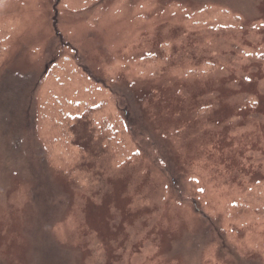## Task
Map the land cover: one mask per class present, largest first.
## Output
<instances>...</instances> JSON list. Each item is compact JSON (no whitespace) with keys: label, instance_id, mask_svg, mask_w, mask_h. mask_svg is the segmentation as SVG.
<instances>
[{"label":"rangeland","instance_id":"obj_1","mask_svg":"<svg viewBox=\"0 0 264 264\" xmlns=\"http://www.w3.org/2000/svg\"><path fill=\"white\" fill-rule=\"evenodd\" d=\"M0 264H264V0H0Z\"/></svg>","mask_w":264,"mask_h":264},{"label":"trees","instance_id":"obj_2","mask_svg":"<svg viewBox=\"0 0 264 264\" xmlns=\"http://www.w3.org/2000/svg\"><path fill=\"white\" fill-rule=\"evenodd\" d=\"M81 119V118H80Z\"/></svg>","mask_w":264,"mask_h":264}]
</instances>
